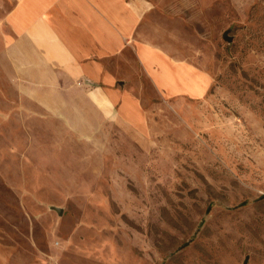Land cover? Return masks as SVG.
I'll use <instances>...</instances> for the list:
<instances>
[{"label":"rangeland","instance_id":"1","mask_svg":"<svg viewBox=\"0 0 264 264\" xmlns=\"http://www.w3.org/2000/svg\"><path fill=\"white\" fill-rule=\"evenodd\" d=\"M13 3L0 0V264H264V0L147 17L140 32L210 81L168 95L136 63L135 124L22 93L4 58Z\"/></svg>","mask_w":264,"mask_h":264},{"label":"crops","instance_id":"2","mask_svg":"<svg viewBox=\"0 0 264 264\" xmlns=\"http://www.w3.org/2000/svg\"><path fill=\"white\" fill-rule=\"evenodd\" d=\"M175 1L14 0L2 19L13 32L4 58L22 93L43 107L96 109L135 124L146 117L128 79L136 63L168 95L199 96L210 81L202 67L140 32L147 17Z\"/></svg>","mask_w":264,"mask_h":264}]
</instances>
